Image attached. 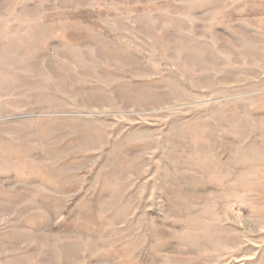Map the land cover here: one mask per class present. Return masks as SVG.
Instances as JSON below:
<instances>
[{"label": "rangeland", "instance_id": "obj_1", "mask_svg": "<svg viewBox=\"0 0 264 264\" xmlns=\"http://www.w3.org/2000/svg\"><path fill=\"white\" fill-rule=\"evenodd\" d=\"M0 264H264V0H0Z\"/></svg>", "mask_w": 264, "mask_h": 264}]
</instances>
